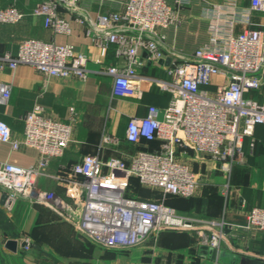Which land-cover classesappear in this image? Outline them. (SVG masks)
Returning a JSON list of instances; mask_svg holds the SVG:
<instances>
[{"label":"crops","instance_id":"1","mask_svg":"<svg viewBox=\"0 0 264 264\" xmlns=\"http://www.w3.org/2000/svg\"><path fill=\"white\" fill-rule=\"evenodd\" d=\"M41 1L0 0V9L13 7L24 14L17 22L0 21V54L16 56L26 40L72 44L88 57L89 76L86 80L76 75L46 76L29 64L12 69L0 61V83L11 86L8 102H0V121L6 122L13 139L21 142L19 148L13 149L11 143L0 141V160L23 167L39 162L40 151L23 143L26 115L36 106L44 115L71 124L68 146L61 156L50 158L36 178L35 187L54 192L79 214L84 212L87 196L79 187L84 177L72 172L74 164L87 155L98 156L104 162L117 158L129 164L140 152L160 153L164 149L159 139L131 142L127 138L131 118L146 116L150 106L164 109L172 100V93L160 88L154 79L171 80L168 69L175 61L192 60L196 50L209 43L214 27L226 36L264 29V10L253 8L252 0H167L175 20L166 28H158L165 57L150 62L148 53L140 49L142 64L137 70L143 93L141 97L119 96L114 93V77L104 71L123 61L116 54L115 44H109L102 54L96 31L101 16L123 13L129 0H79V12L87 18L85 23L77 20V14H65L60 9L70 23V33L47 27L45 17L34 14ZM228 84V76L218 74L203 88L216 94ZM244 96L262 102L264 86ZM108 136L115 141L106 142ZM172 150L173 159L196 174L191 196L165 194L143 184L137 175L129 177L124 195L163 202L193 221L192 228L154 230L134 245L109 247L34 196L20 198L13 211L7 212L3 207L5 194L0 189V264H232L248 258L264 261V233L247 228L249 212L264 208V124L256 125L253 135L244 138L243 160L235 162L229 172L208 152L178 144H173ZM212 221L218 223L216 231H221L225 223L218 249L203 242L214 232L204 228L205 222ZM8 240L17 241L15 251L6 247Z\"/></svg>","mask_w":264,"mask_h":264},{"label":"built area","instance_id":"2","mask_svg":"<svg viewBox=\"0 0 264 264\" xmlns=\"http://www.w3.org/2000/svg\"><path fill=\"white\" fill-rule=\"evenodd\" d=\"M252 7L264 10V0H252ZM60 9L65 14H77L81 23L87 20L79 12V0H42L34 14L44 16L47 27L70 33V23ZM23 16V12L13 7L0 9V21L17 22ZM174 20L167 0H129L123 13L99 18L96 36L102 54L109 44H115L116 54L123 61L122 65H109L104 71L114 77L116 95L141 97L143 89L137 70L142 64L139 50L148 53L150 62L163 60L165 51L158 28H166ZM0 61L12 69L29 64L46 76L76 75L82 80L89 76L88 57L77 52L72 44L26 40L16 56L0 54ZM263 70L264 29H247L238 35L226 36L214 27L209 43L196 50L192 60L175 61L168 69L171 80L154 79L160 88L172 93L170 104L164 109L150 106L146 116H135L129 122L128 140H162L164 149L160 153L140 152L129 164L117 158L104 162L98 156L87 155L73 165L72 172L84 177L79 183L87 196L82 214L54 192L35 187L36 178L48 166L50 158L64 153L72 132L71 124L44 115L42 108L36 106L26 115L23 143L37 148L41 158L29 167L0 160L4 209L10 213L20 198L34 196L109 247L134 245L154 230L192 228L193 221L178 215L163 202L126 197L128 179L137 175L143 184L165 194L191 196L197 183L196 174L173 159V144L208 152L229 172L235 162L243 160L244 138L253 135L256 125L264 124V98L258 102L244 96L264 86ZM218 74L227 75L229 84L211 94L203 87L210 85L212 77ZM10 96L11 86L0 83V102H8ZM104 140L115 141L109 136ZM0 141L11 143L13 149L21 144L13 139L11 128L4 121H0ZM217 224L205 222L204 228H212L214 232L210 237L205 236L203 242L218 249L225 223L221 231L215 230ZM247 228L264 233V208L249 212Z\"/></svg>","mask_w":264,"mask_h":264},{"label":"water","instance_id":"3","mask_svg":"<svg viewBox=\"0 0 264 264\" xmlns=\"http://www.w3.org/2000/svg\"><path fill=\"white\" fill-rule=\"evenodd\" d=\"M17 245H18V243L15 240H8L6 243V247L10 250H13V251H15L17 249ZM232 264H264V261L258 260V259L248 258V259L239 260V262L235 261Z\"/></svg>","mask_w":264,"mask_h":264},{"label":"trees","instance_id":"4","mask_svg":"<svg viewBox=\"0 0 264 264\" xmlns=\"http://www.w3.org/2000/svg\"><path fill=\"white\" fill-rule=\"evenodd\" d=\"M153 201H157L158 202V200H153Z\"/></svg>","mask_w":264,"mask_h":264}]
</instances>
